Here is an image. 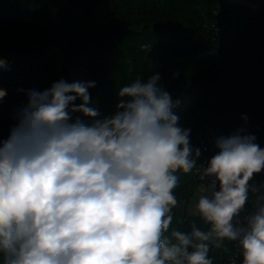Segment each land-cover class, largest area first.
I'll list each match as a JSON object with an SVG mask.
<instances>
[{
    "label": "clouds",
    "instance_id": "clouds-1",
    "mask_svg": "<svg viewBox=\"0 0 264 264\" xmlns=\"http://www.w3.org/2000/svg\"><path fill=\"white\" fill-rule=\"evenodd\" d=\"M160 79L136 77L103 118L90 107L94 81L24 90L0 141V264H213L210 248L228 252L225 241L242 264H264V184L249 183L264 171V149L238 129L197 168L202 151ZM194 168L210 178L195 206L208 228H170L176 173Z\"/></svg>",
    "mask_w": 264,
    "mask_h": 264
},
{
    "label": "trees",
    "instance_id": "trees-1",
    "mask_svg": "<svg viewBox=\"0 0 264 264\" xmlns=\"http://www.w3.org/2000/svg\"><path fill=\"white\" fill-rule=\"evenodd\" d=\"M148 1L0 0V55L11 56L0 57L7 63L0 68V88L7 91L0 101V137L16 124L17 114L26 105L24 90H43L61 79L69 83L78 81L71 76L70 58L84 38L92 35L99 43L109 30L121 26L130 29V33L103 56L101 65L106 83L90 107L99 110V118L114 113L117 79L122 78L119 70L124 68V57L136 52L125 71L127 74L124 73L125 85L138 76L146 81L159 74L160 85L174 101H179L173 109L179 117V126L191 130V145L202 151L197 168L206 162L211 151L207 131L211 82L218 67L219 0H159L151 5ZM118 8H122L120 13L116 12ZM159 22L170 23L173 31L163 35L153 33L154 24ZM26 43L37 47L36 54L40 47L44 53L30 59L14 56L12 48ZM152 49L154 53L158 50V60L153 52V56L147 53ZM14 78L21 80L22 87L15 85ZM81 119L90 122L91 118L81 115ZM176 175L179 179L174 192L178 204L196 195L200 186H206L196 168L187 174L178 171ZM251 210L252 197L244 215ZM192 223L203 230L208 228L199 216H186L178 207L173 209L170 228L190 231ZM225 244L228 252L210 248L209 257L213 259L219 254L217 264H234L238 252L232 242Z\"/></svg>",
    "mask_w": 264,
    "mask_h": 264
},
{
    "label": "water",
    "instance_id": "water-1",
    "mask_svg": "<svg viewBox=\"0 0 264 264\" xmlns=\"http://www.w3.org/2000/svg\"><path fill=\"white\" fill-rule=\"evenodd\" d=\"M217 13L218 67L211 82V114L207 123L211 151L216 154L215 139L229 136L238 129L255 136V143L264 149V0H219ZM174 29L168 22L154 24L153 33L169 34ZM130 29L116 26L99 43L92 35L84 38L70 58L72 78L95 82L89 89L91 100L104 87L106 79L101 60L106 52L121 43ZM19 44L12 48L14 56L37 58L44 53L40 47ZM0 57H11L2 54ZM10 131L0 137L6 139ZM206 166V165H205ZM205 185L210 182L207 179ZM264 184V171L255 174L249 183ZM251 197V193H250ZM244 213H241V218ZM238 253L235 264H242Z\"/></svg>",
    "mask_w": 264,
    "mask_h": 264
},
{
    "label": "rangeland",
    "instance_id": "rangeland-1",
    "mask_svg": "<svg viewBox=\"0 0 264 264\" xmlns=\"http://www.w3.org/2000/svg\"><path fill=\"white\" fill-rule=\"evenodd\" d=\"M150 1V2H149ZM148 2H149V4L151 5L154 1H159V0H149ZM146 3V2H145ZM158 3H160V2H158ZM157 6H159V4H156ZM122 8H118L117 10H119V11H116V12H118V13H120L122 10H121ZM107 22H111L110 20H107ZM135 51H137V49H135ZM158 50H155V53L153 52V49L152 50H148L147 51V53H149V55H152V52L154 53V56L155 57H158V58H156L155 60H158L159 59V57H160V54L158 55V52H157ZM159 52H165V51H159ZM146 53V52H145ZM157 53V55H155ZM137 54H136V52H134L133 53V55H130V56H125L124 57V59H123V69H120L119 70V75H120V77H122V78H120V79H117V81H118V84H117V86H116V94L117 95H115V100H116V103L118 104L119 103V96H118V92H119V90L123 87V86H126L125 84H126V82H125V78H123V77H125V74L124 73H126L125 71H128V67H130V63H132L133 62V56H136ZM163 55H166V54H162V56ZM153 56V55H152ZM156 62V61H155ZM157 63V62H156ZM127 74V73H126ZM14 81H16L17 82V84H15V85H17V86H19V87H22V86H20V81L21 80H18V79H16V78H14L13 79ZM28 87H31V86H27V88ZM26 88V87H25ZM30 89V88H29ZM27 99V95H26V92H25V100ZM26 102H27V100H26ZM26 102H25V104H26ZM117 104H114V107L112 108V109H116V105ZM113 112V111H112ZM201 195H210V193L208 192V191H206V186H200L199 188H198V192H197V194L196 195H194L193 197H191V198H188V199H185V200H183L182 202H180L179 204H178V208L181 210V212L182 213H184L186 216H198V215H195V206H196V203L198 202V199H199V197L201 196ZM213 260V264H217L218 263V261L220 260V256H219V254H216L215 256H214V258L212 259ZM234 264H235V262H234Z\"/></svg>",
    "mask_w": 264,
    "mask_h": 264
},
{
    "label": "bare ground",
    "instance_id": "bare-ground-1",
    "mask_svg": "<svg viewBox=\"0 0 264 264\" xmlns=\"http://www.w3.org/2000/svg\"><path fill=\"white\" fill-rule=\"evenodd\" d=\"M208 142H209V139H208ZM211 149V148H210Z\"/></svg>",
    "mask_w": 264,
    "mask_h": 264
}]
</instances>
